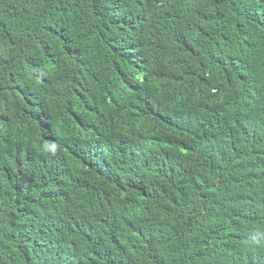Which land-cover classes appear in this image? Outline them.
Segmentation results:
<instances>
[{"label": "trees", "instance_id": "obj_1", "mask_svg": "<svg viewBox=\"0 0 264 264\" xmlns=\"http://www.w3.org/2000/svg\"><path fill=\"white\" fill-rule=\"evenodd\" d=\"M0 264H264V0H0Z\"/></svg>", "mask_w": 264, "mask_h": 264}]
</instances>
